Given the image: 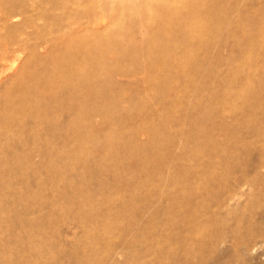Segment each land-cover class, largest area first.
I'll return each mask as SVG.
<instances>
[{
  "label": "rangeland",
  "instance_id": "rangeland-1",
  "mask_svg": "<svg viewBox=\"0 0 264 264\" xmlns=\"http://www.w3.org/2000/svg\"><path fill=\"white\" fill-rule=\"evenodd\" d=\"M26 1L6 23L23 40L9 45L17 60L0 70V129L8 132L0 139V264L23 250L31 264H264V135L216 128L215 144L200 147L212 152L210 164L191 157L194 136L206 135L200 116L241 108L246 83L248 96L264 92V0H76L65 12L58 7L69 0ZM7 5L0 0V12ZM66 65L95 72L100 94L83 103L104 104L79 140L60 135L69 110L54 94L7 107L27 73ZM173 208L196 214L198 249L167 240L189 219L166 218Z\"/></svg>",
  "mask_w": 264,
  "mask_h": 264
},
{
  "label": "bare ground",
  "instance_id": "bare-ground-1",
  "mask_svg": "<svg viewBox=\"0 0 264 264\" xmlns=\"http://www.w3.org/2000/svg\"><path fill=\"white\" fill-rule=\"evenodd\" d=\"M76 0H69V3H65L58 7L60 11L67 10L71 7V4L74 3ZM32 5L31 1H26L25 0H8V5L0 12V21H2L1 25L3 29L8 30V34L5 36L0 35V70L6 67L11 66V62H15L17 60L16 52L17 50H12L10 49L11 47L9 46H17L20 47L23 43V40L19 38H16V32L13 31V27H6V23L8 20H14L16 21L18 19V16L21 15L20 11L26 12V10ZM101 4L96 3V5H93L91 10L88 12L89 17L94 13L95 9L100 7ZM65 12V11H64ZM93 12V13H92ZM63 13V12H62ZM189 24H186V28L184 30V33H190L192 28L190 29ZM191 26V25H190ZM167 45V42H166ZM19 50V49H18ZM23 51V50H22ZM76 62V60L74 61ZM41 68V67H40ZM255 71H246L242 75H245L247 78H250V76H254ZM27 80L22 81L20 84H18L16 87H13L10 90H13L17 92L15 94V98L13 100H10L7 102V107L12 109L14 107V104L21 103L22 106H25V104L29 105L31 102V99L33 98L32 95H41V94H54L55 96V102L57 108H65L69 110V114L72 113V115L66 116L65 121L67 120L69 122L68 125H60L59 131L60 135H64L65 137L71 136L73 139L79 140L80 138H84L86 135L91 134V125L89 127L88 124H85L84 122L90 119L93 116H100L102 112L104 111V104L102 106H98L97 108L93 106H86L85 103L89 99H95L98 97V94H100L99 90L94 88L95 86L92 84V81L95 79V72H91L90 74H85V72L81 71L80 69H77L76 67L72 65H66V68L63 66H57L53 68V71L49 75H44L43 73H36V72H29L27 73ZM238 78V74L235 76ZM56 78H63L64 83L58 87H53L52 83L55 81ZM244 95H245V104L241 106V108H236L232 112H229L227 114L225 113H211L209 114H204L202 117L200 116L197 122V127L201 128L202 131L206 132V135L203 136L201 139L199 136H194V140L198 146V149H194L191 153L192 160H195L200 166L206 167L208 164H210V159H212L211 153L210 154H204V151L208 149L209 145L213 146L215 143L214 135H215V129H224V128H233L235 127V130L237 131L239 127L242 128V132L246 133V136H249L250 138H254L257 136H263L264 135V109H256L254 106L258 103H262L264 101V92H259V93H252V96H248L247 94L250 91V88L248 87L247 83L243 85L242 88ZM63 91H67L72 93L74 96H76V99L78 100H72L70 97H59L58 94L62 93ZM12 99V98H11ZM84 99V101H83ZM25 107H21V110L24 109ZM14 110H17L18 108H13ZM260 110L261 112H258ZM20 111V110H19ZM234 113V114H232ZM260 113L261 116L260 118L257 117V114ZM38 118L43 120L42 116L38 115ZM215 119L218 120V123L215 122ZM254 119V121L252 120ZM3 122L5 124L10 125L13 123L12 118H3ZM207 123V125H205ZM208 123L210 126H208ZM212 126V127H211ZM8 132L3 131V129H0V139L2 136L7 134ZM135 135H137L135 133ZM6 141V140H5ZM4 142V141H3ZM216 142V141H215ZM213 143V144H212ZM7 144V143H6ZM206 146V149L202 152L200 151L201 146ZM7 147V146H6ZM3 146L2 143L0 142V151L2 150ZM103 150L107 149V146L102 147ZM14 149V148H13ZM12 148H4V153L6 154H14ZM60 151V150H59ZM61 151L66 153L68 149L64 146H62ZM44 155H52V152H54L51 149H44L43 150ZM42 152V153H43ZM215 152V151H214ZM32 153V151H31ZM28 154L27 157H30L32 154ZM38 153V152H37ZM56 153V152H55ZM58 153V152H57ZM187 153V152H186ZM185 153V154H186ZM2 154V152H1ZM183 156L185 155L182 153ZM58 155V154H55ZM15 156V154H14ZM48 156V157H49ZM26 157V158H27ZM54 158V157H53ZM7 165V163H6ZM5 165V166H6ZM10 171H16V167L13 165H9ZM14 169V170H13ZM110 205V203H108ZM186 211V210H185ZM184 212L183 209L180 208L175 210L174 208L172 210H168L166 218H172V216L175 217V219L178 216H183L182 213ZM186 215L189 217L188 220L183 221L184 226L181 224V227H185L184 230H179L178 228H175V232L173 233H167V240L175 238L176 243L179 244L180 246H185L189 248L191 251L196 250L199 248L200 245V233L199 229L197 226V216L193 211H187L185 212V217ZM180 218V217H179ZM42 220V219H41ZM45 220V219H44ZM178 223H169L166 225L164 229H167L169 227L173 228L176 227ZM25 237H27L24 234ZM15 236H12V239ZM20 237H15L14 240L18 241ZM1 246L5 248L6 250L11 249L12 247L9 246V244L2 243ZM18 245L16 244V248ZM118 247H114L116 249ZM131 246L129 245L128 249H130ZM20 249V248H19ZM110 249L111 247L108 246L104 249V255H103V260L101 263L107 262L110 260ZM175 248L170 247L167 252L168 253H175ZM39 253V251H36ZM22 255L18 257L14 263H8V264H31V250H23L21 252ZM40 254V253H39ZM113 256V255H112ZM28 257L29 260H25V258ZM34 260H40L41 256H33ZM135 257V254L134 256ZM134 264H138V258H133L130 260ZM113 262V261H111ZM4 264H7L6 261ZM114 264V262H113Z\"/></svg>",
  "mask_w": 264,
  "mask_h": 264
}]
</instances>
